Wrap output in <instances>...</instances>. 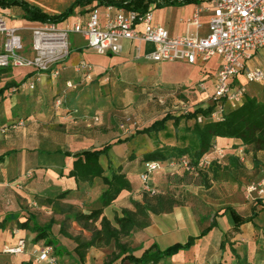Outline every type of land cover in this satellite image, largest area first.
<instances>
[{
    "label": "crops",
    "instance_id": "1",
    "mask_svg": "<svg viewBox=\"0 0 264 264\" xmlns=\"http://www.w3.org/2000/svg\"><path fill=\"white\" fill-rule=\"evenodd\" d=\"M211 1L164 7H156V3L151 2L149 6L155 4V23L165 27L172 36L186 33L205 36L209 31L208 12L201 14L200 26L189 25L188 22L197 6H207ZM95 8L103 11L105 5ZM81 12L82 9L78 8L77 14L71 17ZM0 13L8 17L11 25L20 28L40 22L23 18L20 7L0 8ZM22 33L26 35L28 32ZM147 44L151 45L150 48H146ZM85 48L90 47L84 39L81 45H72L70 57L58 81L52 79L48 72H36L31 68L22 70L25 67H11L8 72L0 74V89L7 82H14L13 87L25 79H38L34 90L11 92L10 87L0 94V127L19 123L6 134H0V264H35L34 257L45 244L53 247L58 264H106L113 253L117 252L114 240L109 245L87 248L84 259H81L75 251L79 244L78 238L90 240L94 227L101 228L102 216L117 226L116 214L120 215L123 209L135 210L132 199L142 201L141 174L146 162L142 159L138 165L135 163L138 159L135 158L127 167L124 162H115L114 158L109 157L118 147H126L138 135L154 139L155 142L150 149L141 150L143 154L166 146L160 142L164 141L161 133L168 130V123L173 122L172 120L167 122L165 129L157 133L135 134V131L121 135L116 129L121 109L111 102L98 99L93 87L89 85L96 80L103 83L109 79L113 84L121 79L133 82L145 80L146 84L151 85L164 83L159 82L156 77L157 70L163 71L167 63H190L153 62L146 59L144 56L155 48L148 41L125 40L118 54L97 53L93 57L84 55ZM81 59L98 66L95 68V79L91 82L81 81L75 71V66ZM254 60L252 65L264 64V53H259ZM211 61L215 63L213 67L209 66ZM191 65L197 66V80L191 88L206 90L207 97L211 99L220 57L216 55L206 62L199 60ZM67 79L77 81L78 86L61 93ZM184 86L185 89L180 87V92L190 91L188 84ZM246 88L248 94L256 95L254 84H246ZM57 99L62 100L59 106L56 105ZM183 120L186 119L181 122ZM180 124L176 128L179 129ZM105 135L111 136L107 142H104ZM130 135H134L131 140L114 144L108 156L102 155L99 161L105 170V176L110 175L111 165L115 169L120 167L119 172L126 174L131 187L122 190L110 205L104 207L100 219L94 224L79 220L78 214H90L92 210L101 207L99 197L108 186L102 177L83 182L70 176L75 158L64 152L101 149L107 143H115L119 138ZM177 136L178 133H175L176 138ZM179 138L184 141L186 136ZM214 144L224 151L221 157L214 160V167L219 170L217 178L208 180L209 187L204 185V180L200 184L202 190L199 195H193L186 204L176 206L171 212L151 214L149 226L134 228L130 235L122 236L121 242L128 244L134 255L140 257L153 244L165 249L174 243H185L190 236H194L196 239L190 249L181 250L159 264H168L169 260L172 264H264V199L245 196L239 200L234 195L228 196L220 192L237 186L236 180L247 184L252 180L263 179L264 151L254 154L240 139L235 138L217 137ZM187 145L192 144L186 142L182 146ZM103 158L109 159L108 167H105ZM162 173L166 172L159 171L152 176L150 184L153 187L156 188V180ZM184 173L186 172L167 174ZM225 173L233 176L235 181L224 179ZM215 190L220 195L216 192L214 194ZM64 191L69 192L64 197H58ZM194 198L206 204V214L202 215L196 210L192 201ZM27 219H31L29 227H20L19 223ZM35 223L41 226L51 223L46 238H37L38 231L32 228ZM211 225L212 229L201 236L202 231ZM214 233L215 236L212 235ZM20 238L26 241L25 252L13 254L4 250L6 245L14 244ZM164 242L168 243L166 247L162 246ZM122 258L113 264H133L129 260L122 261Z\"/></svg>",
    "mask_w": 264,
    "mask_h": 264
},
{
    "label": "built area",
    "instance_id": "2",
    "mask_svg": "<svg viewBox=\"0 0 264 264\" xmlns=\"http://www.w3.org/2000/svg\"><path fill=\"white\" fill-rule=\"evenodd\" d=\"M154 5L145 12L105 5L103 11L91 8L84 14L62 21H40L22 28L11 25L8 17L0 13V67H25L36 72H48L52 79L58 81L70 57V37L74 34L80 35L88 47L102 55L118 54L125 40L153 43L154 50L144 56L153 62L185 61L193 64L199 60L206 62L218 55L220 66L211 96L215 108L209 117L213 120H223L228 107L237 108L243 104L248 94L246 84L264 86V64L252 65L258 54L264 53V0H212L207 6H197L188 24L200 26L201 14L208 12L209 31L205 36L189 33L172 36L165 27L155 23ZM22 31L28 32L30 41L26 42ZM75 71L85 82L93 81L96 76L94 64L86 59L76 64ZM37 80H22L11 88V92L34 90ZM65 84L68 88L78 86L73 79H67ZM61 104L62 100L57 99L56 105ZM198 121H203V117L199 116ZM18 124L0 127V134H6ZM223 154L224 151L214 144L198 162L186 154L146 161L141 174L143 188L154 195L157 190L150 180L156 172L200 174L208 171L216 157ZM245 190L248 198L264 199V178L249 181ZM4 250L13 254L23 253L26 241L20 238L16 243L6 245ZM34 263L58 264L53 247L43 245L36 253Z\"/></svg>",
    "mask_w": 264,
    "mask_h": 264
},
{
    "label": "trees",
    "instance_id": "3",
    "mask_svg": "<svg viewBox=\"0 0 264 264\" xmlns=\"http://www.w3.org/2000/svg\"><path fill=\"white\" fill-rule=\"evenodd\" d=\"M202 0H74L72 4L60 14L50 15L44 12L40 7L30 4L26 0H0V8L20 7L23 10L22 17L31 21H62L72 15H75L78 8L88 10L100 5H113L119 8H127L145 12L148 10L151 2L156 3V7H164L169 5H184L189 3H198ZM95 2H98L94 5ZM93 7L88 8V6ZM10 67H0V74L6 73ZM14 82H7L1 89L0 94L6 89L12 87ZM213 104L206 107H197L193 111L185 114L174 115L172 113L165 114L162 118L155 120L151 125L138 129L135 134L159 132L167 127V122L172 120L175 127H178L182 119H194L193 126L186 127L196 139V146H165L156 148L151 152L143 155V161L165 160L179 155H189L191 159L198 162L202 156L211 150L217 137L240 139L242 144L253 150L254 154L264 151V89L263 97L247 94L243 104L237 108L228 107L223 120H213L209 117L214 111ZM202 116L203 121H198V117ZM134 135L126 138H119L115 143H107L101 149H87L75 153L64 152V154L73 156L74 167L69 175L75 177L78 181L91 182L96 177H102L107 188L100 195L99 200L101 207L92 210L90 214L80 213L77 215L79 220L87 223H95L100 219L103 208L110 205L121 193L122 190L131 187L129 179L125 173H121L120 167L115 169L112 165L110 175H104V168L100 164L102 155L108 156L110 149L114 144H121L131 140ZM232 160V159H231ZM218 168H214L213 178L218 176ZM209 179L206 177L204 185L209 187ZM69 191H64L58 197H64ZM135 210L123 209L121 214H116L114 225L107 217L102 216L101 228L94 227L90 240H81L78 238L79 244L75 249L81 259H84L86 249L91 246L109 245L113 240L117 252H114L111 259L106 264H113L119 258L122 261L129 260L133 264H159L163 260L170 258L181 250H188L192 247L196 237L190 236L185 243H174L165 249H161L157 244H153L146 249L140 257L133 254L131 247L121 242L122 236L131 234L134 228H145L151 223V214H160L171 212L176 205L177 199L172 195L156 193L151 195L145 193L142 201L132 199ZM31 219L23 223H19L20 227H29ZM213 225L204 229L201 236L211 230ZM38 231L37 238H46L51 228V223L41 226L37 223L32 226ZM51 243V242H50ZM124 255V256H123ZM32 264V263H25Z\"/></svg>",
    "mask_w": 264,
    "mask_h": 264
},
{
    "label": "rangeland",
    "instance_id": "4",
    "mask_svg": "<svg viewBox=\"0 0 264 264\" xmlns=\"http://www.w3.org/2000/svg\"><path fill=\"white\" fill-rule=\"evenodd\" d=\"M30 4L36 5L40 7L44 12L54 15L60 14L65 11L74 0H26ZM93 7V5L88 6V8ZM82 9V14L86 12L85 8ZM77 14V13H76ZM14 20L17 21L16 18ZM28 35V36H27ZM26 42L30 41L29 34L25 35ZM70 42L72 45H81L83 43V38L80 35H71ZM146 48H150V44L145 45ZM74 48V47H73ZM85 56L93 57L97 56V52L90 49L85 48ZM100 55V54H99ZM255 62V60H253ZM215 63L211 61L209 66L213 67ZM95 68L98 66L95 64ZM27 68H22V70H26ZM16 70V69H15ZM18 71V70H17ZM15 71V75L16 72ZM197 72V66L186 64V63H167L164 66L163 71H156V77L159 82L164 83H153L146 84L145 80H141L140 82L133 81H125L123 79L119 80L118 83L113 84V81L109 79L108 82H103L100 80L93 81L92 83L95 96L98 99H102L104 101H108L113 103L117 108L121 109L120 116L117 117L116 129L121 132V135H128L130 133H135L138 129H141L147 125H150L156 119L162 118L167 113H172L174 115L185 114L186 111H193L197 107H206L211 105V99L207 97V91L202 89L191 88L193 82L197 80L195 77ZM5 81V80H4ZM115 81V80H114ZM65 84V83H64ZM188 84L190 87V91H186L185 93L180 92L181 89H185V86ZM256 86L255 94L259 97H263V89L264 86L260 84H254ZM184 86V87H183ZM179 88V89H178ZM70 89L66 84L64 85L61 93H66ZM195 120H183L180 124V128H176L173 125V122H169L168 130L161 133L163 142L166 146H182L185 145L186 142L192 144V146H196L195 137L185 130L188 125L193 126ZM123 125V127H122ZM169 133V134H167ZM175 133H178L179 136H186L184 141L175 137ZM111 138L110 135H105L104 142L109 141ZM154 140V139H153ZM153 140L147 139L145 136H135V140L128 143L126 147H118L117 151L115 150L114 154H112L109 158H114L115 162L122 161L128 167L132 160L135 158L138 159L135 163L141 164L143 159V152L151 148V144L155 143ZM186 141V142H185ZM167 143H175V144H167ZM142 150V151H141ZM109 159L103 158L105 167L109 165ZM214 163L211 168L206 172H201L200 174L193 173H184L183 175H171L167 174L170 171H166V173H162L157 181L156 190L157 193H162L165 195L174 196L179 202L178 205H184L187 203L188 199L191 197L198 196L199 192L202 190L200 184L206 179V177L211 180L214 175ZM224 179L235 181L233 176L225 173L223 175ZM229 178V179H228ZM237 186H232L231 190L227 189L222 190L220 192L225 195H234L237 199H242L246 196L245 185L246 183L242 181H237ZM232 184V183H231ZM143 185V184H142ZM186 185V186H185ZM200 189V190H198ZM141 194L148 193L143 186L140 190ZM218 194V190L214 191ZM220 195V194H218ZM195 204L196 210L204 215L207 212V207L204 202H201L197 199L192 200ZM176 205V206H178ZM175 206V207H176ZM174 207V208H175ZM191 233H193L191 231ZM215 236V233L212 234ZM168 243H162L163 247H166ZM168 264H172V261L169 260Z\"/></svg>",
    "mask_w": 264,
    "mask_h": 264
}]
</instances>
